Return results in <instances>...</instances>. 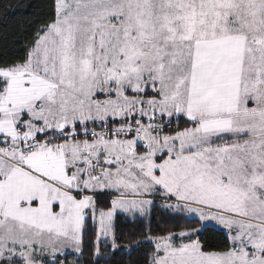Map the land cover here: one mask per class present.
Returning a JSON list of instances; mask_svg holds the SVG:
<instances>
[{"label":"snow or ice","instance_id":"6c2138e0","mask_svg":"<svg viewBox=\"0 0 264 264\" xmlns=\"http://www.w3.org/2000/svg\"><path fill=\"white\" fill-rule=\"evenodd\" d=\"M48 6L0 49V264L99 257L121 217L144 264H264V0Z\"/></svg>","mask_w":264,"mask_h":264},{"label":"trees","instance_id":"16d2710c","mask_svg":"<svg viewBox=\"0 0 264 264\" xmlns=\"http://www.w3.org/2000/svg\"><path fill=\"white\" fill-rule=\"evenodd\" d=\"M50 3L51 0H0V49L20 51L21 46L30 41L34 30L47 19L51 11L48 6ZM159 220V214H156L151 234L166 231L164 225L158 227ZM172 227L168 225V228ZM146 234H149L147 222L132 223L129 218L121 217L116 221L117 247L114 250L110 247L111 238L108 239V247H105L102 240L99 257L94 256L86 247L80 253L78 262L94 264L95 260H99L100 264H144L152 248L150 242L145 240Z\"/></svg>","mask_w":264,"mask_h":264},{"label":"crops","instance_id":"0c3cea01","mask_svg":"<svg viewBox=\"0 0 264 264\" xmlns=\"http://www.w3.org/2000/svg\"><path fill=\"white\" fill-rule=\"evenodd\" d=\"M66 256H67V261H71V260H74L77 261V264H80L78 261L79 259L81 258V255L80 254H75V253H72L71 251H66ZM63 259V257H62Z\"/></svg>","mask_w":264,"mask_h":264},{"label":"rangeland","instance_id":"374dc122","mask_svg":"<svg viewBox=\"0 0 264 264\" xmlns=\"http://www.w3.org/2000/svg\"><path fill=\"white\" fill-rule=\"evenodd\" d=\"M67 251H71V250H67ZM72 253H74V252H72ZM75 254H77V253H75ZM65 264H77V261H75V259L74 260H71V261H68V262L65 261Z\"/></svg>","mask_w":264,"mask_h":264}]
</instances>
